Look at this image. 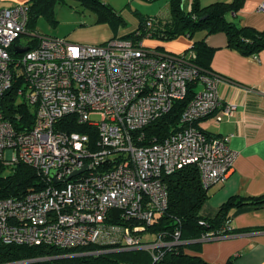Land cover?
<instances>
[{
	"label": "built area",
	"instance_id": "built-area-1",
	"mask_svg": "<svg viewBox=\"0 0 264 264\" xmlns=\"http://www.w3.org/2000/svg\"><path fill=\"white\" fill-rule=\"evenodd\" d=\"M258 10L264 12V1ZM28 24V3L0 1V161L10 169L26 164L42 181L21 195L0 198V243L93 246L77 254L143 249L155 264L165 247L187 242L180 230L165 241L149 229L169 206L166 178L196 164L205 187L225 183L236 158L231 137L209 134L196 123L215 113L221 121L236 106L219 94V75L200 73L184 54L123 36L86 43L36 35L39 43L31 47L20 39ZM21 47L28 49L19 52ZM196 78L200 87L179 127L149 140L145 127L185 98ZM16 82L18 100L34 112L24 129L15 127L4 108ZM66 117L85 129L68 131ZM228 228L229 223L202 241L224 237Z\"/></svg>",
	"mask_w": 264,
	"mask_h": 264
},
{
	"label": "trees",
	"instance_id": "trees-1",
	"mask_svg": "<svg viewBox=\"0 0 264 264\" xmlns=\"http://www.w3.org/2000/svg\"><path fill=\"white\" fill-rule=\"evenodd\" d=\"M67 0H27L29 4V24L27 31L34 26L37 19L48 16L56 20L55 4ZM88 9L97 14L98 22L110 23L115 32L120 27L127 26L123 14L104 0H78ZM244 0L231 2L217 0L203 5L201 0H170L171 14L168 19L157 16H141L139 26L124 35L139 42L148 37H158L163 40L175 39L186 35L194 40L193 45L184 54L200 71V73L216 74L212 68V58L216 48L211 47L206 38L208 35L224 32L228 37V47L237 50L245 56H254L264 50V29L238 23L230 17L242 7ZM156 17L153 27H147V21ZM202 35L196 38L197 32ZM27 34V33H25ZM23 34V35H25ZM22 35V36H23ZM21 36V37H22ZM21 39V38H20ZM20 41V40H19ZM31 47L39 43L38 36L28 41ZM160 49V48H158ZM13 55L16 51L11 49ZM16 82L13 89L7 93L4 108L17 129H24L34 121V112L25 100H18ZM200 87L199 78L188 83V93L185 98L175 101L170 112L145 127L149 140H158L168 136L181 123L185 108L195 97ZM68 131H83L85 125L78 124L72 117H66ZM199 125V122L196 123ZM210 134V133H209ZM149 142V141H147ZM169 189V206L150 226V230L162 234L163 240L171 241L177 230L181 238L187 242L165 247L164 254L155 264H215L207 261L201 255L193 253L202 246V237L210 232H219L232 218L235 209L246 205L256 208L264 207V194L255 196L232 195L219 208L215 217L208 218L201 214L204 203L209 198V188L202 183L201 172L196 164H189L178 169L167 178ZM42 184L41 175L32 167L20 163L10 169L0 161V198L21 195ZM225 233H232L226 229ZM90 247L59 248L53 245H17L0 243V264H153V258L147 250H110L100 254H77ZM237 256H232L225 264H238Z\"/></svg>",
	"mask_w": 264,
	"mask_h": 264
},
{
	"label": "crops",
	"instance_id": "crops-1",
	"mask_svg": "<svg viewBox=\"0 0 264 264\" xmlns=\"http://www.w3.org/2000/svg\"><path fill=\"white\" fill-rule=\"evenodd\" d=\"M7 1L14 3L23 0ZM262 1L244 0L240 10L230 14V17L238 23L263 30L264 12L258 10ZM123 13L134 22L133 26L123 31L122 34H125L135 30L140 22L128 11ZM75 25L77 28L65 36L76 41L99 43L112 35L108 27ZM206 41L216 48L211 64L214 73L219 75L218 92L226 102L236 106L233 114L221 121L217 120L215 113L199 122V126L210 134L229 135L230 147L236 152L233 172L225 183L209 188L210 196L201 209L204 217L212 218L232 195L264 194V50L254 56H245L228 47V37L224 32L210 34ZM193 42L184 35L167 42L144 40L149 46H160L156 50L163 53L185 52ZM229 225L232 233L203 240L201 249L193 253L215 264H225L232 256L238 257V264H264V207L246 205L235 209Z\"/></svg>",
	"mask_w": 264,
	"mask_h": 264
},
{
	"label": "rangeland",
	"instance_id": "rangeland-1",
	"mask_svg": "<svg viewBox=\"0 0 264 264\" xmlns=\"http://www.w3.org/2000/svg\"><path fill=\"white\" fill-rule=\"evenodd\" d=\"M107 3L112 4L117 11L121 12L123 16L127 20V26L120 27L118 31L115 32V29L111 26L110 23L107 22H98L97 14L83 6L78 0H67V1H58L54 9L56 11V20L53 21L48 16L42 15L40 16L33 27L27 31V34L21 37L22 43H27L33 35H47V36H58V37H66L65 35L74 31L77 28L76 23L78 25H92L98 26L100 28L106 29L108 27L112 32L111 37L118 38L124 34L123 31L125 29L130 28L134 25L133 20L129 17V15H125L123 12L128 11L133 18L140 22L141 16H160L162 18H168L171 14L170 9V0H104ZM212 0H201L202 4L210 3ZM13 1L3 0L1 2V6H11L14 4H24L25 0L17 1L12 3ZM124 10V11H123ZM128 33V32H127ZM202 31L197 32L196 38L202 35ZM126 34V33H125ZM186 36V35H184ZM109 37V39L111 38ZM188 37V36H187ZM150 42L160 40L162 42H167L171 40H163L158 37H148ZM176 39V38H175ZM108 40V39H107ZM145 44V43H144ZM147 47L152 49L160 48V46L145 44ZM184 53V52H182ZM177 54H181L180 52ZM191 55L190 52L187 54V58Z\"/></svg>",
	"mask_w": 264,
	"mask_h": 264
},
{
	"label": "water",
	"instance_id": "water-1",
	"mask_svg": "<svg viewBox=\"0 0 264 264\" xmlns=\"http://www.w3.org/2000/svg\"><path fill=\"white\" fill-rule=\"evenodd\" d=\"M27 49H28V47H24V48L21 47V48L18 49V51H19V52H23V51H25V50H27Z\"/></svg>",
	"mask_w": 264,
	"mask_h": 264
}]
</instances>
